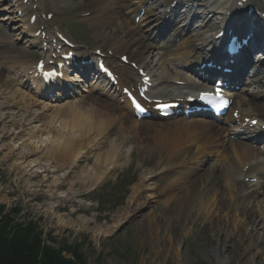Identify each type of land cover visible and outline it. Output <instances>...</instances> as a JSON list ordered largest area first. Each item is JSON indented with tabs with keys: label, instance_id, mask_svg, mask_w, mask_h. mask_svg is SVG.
<instances>
[{
	"label": "bare ground",
	"instance_id": "1",
	"mask_svg": "<svg viewBox=\"0 0 264 264\" xmlns=\"http://www.w3.org/2000/svg\"><path fill=\"white\" fill-rule=\"evenodd\" d=\"M139 1L144 0H83L81 2L70 1V4H74L77 13L89 15L84 19L91 27V36L95 39L97 48L102 49L105 47L108 51L120 52L121 56L130 54V57H133L132 61L154 75L157 84L162 89L170 90L172 86L170 81L179 80L187 83L184 89L191 88L192 84L189 83L191 75L179 69L178 57L170 59L171 55L169 53L159 52L157 45L150 41L146 31L135 28L126 18V8ZM254 1L257 2L259 8L264 9V4L260 0ZM4 20L6 19L0 20V44L3 43L8 47L12 46V48L8 53L1 55L0 64L3 68L11 70L19 64L32 63V59L26 54L27 49H17L18 41H21L22 38L16 37L13 39L12 36L15 33L8 31L9 27L4 26ZM121 72L125 80L134 82L133 77L136 75L134 69L126 66L121 69ZM18 87L17 93H12L15 88L13 79L0 70V152L6 150L7 147L10 148V152L7 150L4 154V161L12 158L11 155L14 154L12 158L14 164L23 166V163L29 161L27 167L31 168V171L36 170L34 172L35 178L46 174V172L49 173V171L55 173L54 176H48L47 174L39 178L37 185L45 186L47 183L49 187H61L63 177H66L69 172L72 173L74 167L78 166L76 158L82 155L83 150H85L84 153L91 152L101 143V139L105 140L107 138L103 135L105 133L109 135L110 130L117 128L119 123L121 125L118 126V129L122 135L117 140L111 141L108 147L99 153L94 160L95 165L93 167L83 169V172L78 176V180L80 179L79 182L85 184H94L100 178L101 173L104 172V169L100 170L99 168H104V164L109 165L112 159L117 163L116 158L118 156L115 141L123 142L124 135L130 133V129L133 128L131 125L134 123L129 117H126L120 123L117 112L122 107L118 103L110 98L103 99L90 95L86 102H77L65 108H52V105L40 101L30 92H22L21 89L23 88L20 85ZM262 88L264 89V87ZM258 100H261L262 103H257ZM41 106L42 108H40ZM255 106L264 109V94L256 95L248 100L247 107L253 108ZM37 107L38 109H35ZM35 121L39 122L40 125L32 126ZM26 122L30 123L28 126H32L26 129L28 132L27 137L23 135ZM226 123H213L205 117L190 120L179 119L167 124L152 121L141 122L138 128V138L145 133L149 140L163 143V139L167 138L168 143H174L176 140L183 142L186 138L192 136L191 143L193 145L186 147L189 150L173 152L165 165L168 168L181 164L188 159L189 166L186 163V168L182 171L183 177L178 182L180 185L170 183L163 189H155L154 193L147 196L146 199L148 200L145 204L139 205L137 208L140 210L148 208L154 200L160 199L164 193H170L175 186L181 187V183H187L186 186L182 185L180 188L182 194L178 193L170 200H166L167 204L177 202L181 212L184 207H189L191 203L197 201L198 194L205 183L203 179L207 178L209 180L213 175L215 178L211 187L214 191L212 192L214 193L213 198L206 202L200 201L208 219H212L213 215L218 217L215 228L216 242L212 250L208 252V256H206L207 261L210 263L211 258H213L217 264H230L233 257L232 253L230 254L231 245L229 244L233 243L234 240L236 242L238 240L242 241V233L247 232L249 225L253 223L254 229L250 233L249 244L243 247L242 253L237 254L236 259L233 258V261L235 263L236 260H240L241 264H264V221H258L260 217H264V186L248 188L235 180V177L242 176L245 165L254 164L253 175L264 174L262 170L256 167V159L262 153L247 144L224 139L225 130L228 131ZM19 130L23 131L18 132ZM198 133H201V137L194 139L193 135ZM13 136H16V139L18 138L14 143L12 141ZM226 142H228L227 147ZM21 146L27 151L20 152L18 156L17 151L21 149ZM170 147L174 148L173 145ZM191 147H196L193 158H191L190 153ZM41 149H44L45 152L39 158H35L36 152ZM97 149L101 148L98 147ZM222 150H226V153ZM217 155H221L222 160L211 163V157ZM203 166H206V175L195 178L201 180L200 187L197 182L193 184V179H190V172L195 169L197 171L195 175L197 176ZM113 167L110 166L108 170ZM63 169H66L63 175H57ZM105 173H108V171ZM70 182L75 183L74 180ZM30 183L35 184V181ZM219 185H222L220 188L222 190L218 189ZM145 190L148 189L144 185ZM183 193H186L185 197ZM137 194L131 198L129 208H131L135 198L137 199L136 204L139 202ZM62 197L63 195L60 194L59 198ZM151 200L153 201L151 202ZM127 215L129 214L125 216ZM126 219L127 217L123 221ZM155 221V218H149L148 227L151 234ZM62 222L69 227H77L72 221ZM122 224V221L118 220L109 229L98 232L96 234L97 241L103 235L116 232ZM230 225L233 226L232 230L228 228ZM176 243L178 248H181L180 239ZM47 244H50L48 239Z\"/></svg>",
	"mask_w": 264,
	"mask_h": 264
},
{
	"label": "rangeland",
	"instance_id": "2",
	"mask_svg": "<svg viewBox=\"0 0 264 264\" xmlns=\"http://www.w3.org/2000/svg\"><path fill=\"white\" fill-rule=\"evenodd\" d=\"M75 14V10L69 6L67 20H63L70 22ZM78 22L82 32L77 36L81 41L91 42L92 30L89 23ZM79 101L80 103L86 102V100ZM75 103L77 101H72L65 104L63 108ZM156 123L165 124L166 122ZM29 124V122L25 123L23 132L25 137L28 135L26 129L40 125L36 121L32 126H28ZM128 136L126 135V137ZM118 137H120L119 131L110 140H102L104 145L101 151L103 152L109 143L117 140ZM139 138L132 145L126 147L121 141H115L116 153L121 166L111 175L112 180L97 195L89 194V192L96 186L99 179L94 184H85L79 182L78 176L83 172V169L86 170L95 165L94 160L101 152H99L100 149L98 151L93 149L86 153L83 150L82 155L76 158L78 166L74 167L72 173L69 172L66 177H63L64 182L62 181L61 187L55 188L49 187L47 183V186L37 185V180L48 173L39 174L41 176L35 178L36 170L31 171V168L27 167L29 161L23 163V166L14 164L12 161L14 154L11 155L12 158L4 161L5 152L7 150L10 152V148L7 147L8 149L0 152V229L8 228L10 236H13L15 234L14 226L21 222L34 220L38 229H40V225L41 229L46 232L50 246L62 249L63 255L67 259L74 260L78 264L80 262L84 264H217L213 258L210 263L206 259L208 252L215 245L217 219L214 215L212 219H208L200 205L193 211L188 209V206L184 207L180 212L177 202L167 204L166 200H170L174 195L182 192L179 187L175 188L176 192L173 190L172 193L153 202L151 208H148L141 217L132 219L124 231L113 238H109L111 234L103 235L97 241L96 234L98 232L109 229L118 220L123 223L125 217L129 216L125 215L136 213L137 206L144 205L148 200L147 196L154 193L155 189H163L170 183L176 185L183 177L182 172L167 175L166 171L170 169L162 164H167L164 148L166 138L163 139V143L149 140L145 133ZM17 139L16 136H13V143ZM23 151L27 150L21 146V149L17 151L18 156ZM44 152V149H41L36 152L34 157L39 158ZM193 152L194 149L191 153ZM56 157L59 158L58 155ZM113 163L114 159L109 165L104 164V168H99L100 170L104 169L100 177ZM65 171L66 169H63L57 175H63ZM162 171L163 176L161 175ZM54 175L55 173H51L48 176ZM72 180L75 181L74 184L70 182ZM31 181H35V184L30 183ZM203 181L205 182L206 179L204 178ZM195 182L199 183L201 187L200 179L194 178L193 184ZM143 184H146V189L149 190L144 192ZM136 192L142 193V196H138L137 205L129 208V199ZM60 194L63 195L62 198H59ZM213 194L208 192L203 200L207 201ZM184 195L186 193H183ZM150 217L156 220L152 234L148 227ZM62 221H72L77 227H69ZM232 228L230 227V230ZM178 238L181 248H178L176 243ZM240 244V240L229 244L231 245L230 254L232 253L233 258L235 253L242 248ZM233 258L230 264L233 263ZM84 260L86 261L84 262Z\"/></svg>",
	"mask_w": 264,
	"mask_h": 264
},
{
	"label": "trees",
	"instance_id": "3",
	"mask_svg": "<svg viewBox=\"0 0 264 264\" xmlns=\"http://www.w3.org/2000/svg\"><path fill=\"white\" fill-rule=\"evenodd\" d=\"M22 230L26 232L20 233ZM13 231L15 234L10 236L8 228L0 229V264H78L67 259L62 249L53 248L46 243L43 247L42 231L35 223L25 229Z\"/></svg>",
	"mask_w": 264,
	"mask_h": 264
},
{
	"label": "snow or ice",
	"instance_id": "4",
	"mask_svg": "<svg viewBox=\"0 0 264 264\" xmlns=\"http://www.w3.org/2000/svg\"><path fill=\"white\" fill-rule=\"evenodd\" d=\"M45 75L46 76H51V75H54V73H46Z\"/></svg>",
	"mask_w": 264,
	"mask_h": 264
}]
</instances>
